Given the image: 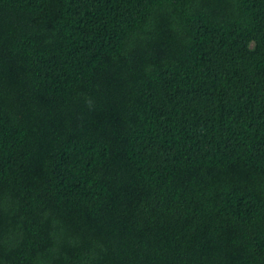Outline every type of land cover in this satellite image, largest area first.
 <instances>
[{
    "label": "trees",
    "instance_id": "trees-1",
    "mask_svg": "<svg viewBox=\"0 0 264 264\" xmlns=\"http://www.w3.org/2000/svg\"><path fill=\"white\" fill-rule=\"evenodd\" d=\"M0 0V264H264V0Z\"/></svg>",
    "mask_w": 264,
    "mask_h": 264
},
{
    "label": "rangeland",
    "instance_id": "rangeland-1",
    "mask_svg": "<svg viewBox=\"0 0 264 264\" xmlns=\"http://www.w3.org/2000/svg\"><path fill=\"white\" fill-rule=\"evenodd\" d=\"M256 5L260 6L261 5V0H257Z\"/></svg>",
    "mask_w": 264,
    "mask_h": 264
}]
</instances>
